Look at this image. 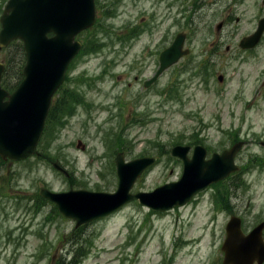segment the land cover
Listing matches in <instances>:
<instances>
[{"label": "rangeland", "instance_id": "1", "mask_svg": "<svg viewBox=\"0 0 264 264\" xmlns=\"http://www.w3.org/2000/svg\"><path fill=\"white\" fill-rule=\"evenodd\" d=\"M8 2L0 0V17ZM96 3L100 22L78 37L83 49L56 99L67 97L66 113L52 129L46 124L38 155L24 161L0 156V264L68 263L74 250L83 254L80 264H223L229 215L245 217L252 227L264 222V90L259 93L264 46L250 56L239 52L231 41L235 24L218 33L223 12L204 9L194 15L185 45L189 56L145 89L159 54L179 32H188L168 8L172 0ZM213 41L218 44L212 46ZM22 45L16 41L0 48V62L16 61L4 77L13 88L24 79ZM209 61L215 65L211 69ZM220 74H226L225 84L218 82ZM232 132L246 143L240 142L244 147L237 161L242 169L184 207L159 213L133 202L77 228L40 196L41 189L115 192L118 153L128 161L161 160L132 189L152 192L182 177L173 147L194 139L217 150ZM79 141L85 149L78 148Z\"/></svg>", "mask_w": 264, "mask_h": 264}, {"label": "water", "instance_id": "2", "mask_svg": "<svg viewBox=\"0 0 264 264\" xmlns=\"http://www.w3.org/2000/svg\"><path fill=\"white\" fill-rule=\"evenodd\" d=\"M96 19L94 0H9L0 19V48L21 40L26 64L24 80L14 93L2 88L4 65L0 64V156L3 160L24 161L36 154L53 96L64 83L67 70L82 47L75 39L82 31L92 28ZM262 32L263 28H260L255 35L245 39L241 48H254ZM50 33L55 36L49 38ZM185 39V35H178L174 44L161 53L160 68L145 82L146 88L156 83L166 69L189 54V50H183ZM79 146L85 149L81 141ZM242 147L243 143H238L232 150L223 155L214 154L206 161L204 147L197 146L190 159V147L176 146L172 155L184 163L181 181L167 184L152 193L132 194L131 191L157 159L146 157L127 161L124 153H118L119 185L114 193L86 190L55 193L41 189L40 196L57 205L63 216L77 221L78 227L107 217L134 201L153 211L165 212L186 205L210 185L224 181L239 171L235 157ZM53 166L66 174L58 164ZM263 228L264 225H261L245 236L241 219L232 218L223 247L224 264H263Z\"/></svg>", "mask_w": 264, "mask_h": 264}, {"label": "flooded vegetation", "instance_id": "3", "mask_svg": "<svg viewBox=\"0 0 264 264\" xmlns=\"http://www.w3.org/2000/svg\"><path fill=\"white\" fill-rule=\"evenodd\" d=\"M162 1H164V0H162ZM167 6H168V8H172V10L174 11L177 18H181L182 23L180 25L186 26V29L188 31L187 33L186 32L185 33L179 32V33H183L186 35V42H187L188 38L191 37L190 29L193 28L192 23H194L195 13L202 11L204 9L211 10L214 7H216L217 9H219L223 12L221 21L218 22L216 27H215L216 31L218 33H220L230 23H234L235 28H236V32L232 34L231 41H232V44L234 46H239L238 47L240 49L239 52L248 53L250 56L251 55L250 53H253L254 51L259 49L260 47L264 46V0H228L224 4L219 3L218 0H172V5L167 4ZM142 22L144 23L145 21L143 20ZM241 27L244 29L245 32H242ZM260 28H263V32L261 33L260 38H259L256 46L252 49L241 48V43L245 39L255 35L259 31ZM138 31H141V28H139ZM211 44H212V46H215L218 43L213 41V42H211ZM226 50L229 52L231 50V45H228ZM159 58H160V54H159ZM207 66L209 69H211L215 65H213L209 61L207 63ZM212 75L214 76L215 74L212 73ZM225 75H223V74L218 75L217 80L219 83L225 84L228 81V79L225 80V78H224ZM220 77H222L224 79L222 82L220 81ZM263 90H264V80L261 82V84L259 86V93H261ZM63 101H67V98L64 97ZM239 102H240V100H236L234 102V105L236 103H239ZM228 134H229V132L227 133V135ZM237 134L238 133L232 132V134L230 136H228L227 138H224V141L217 148V150L210 147L209 145H204V144H207V143H205L204 140H200V141L197 140V142H195L194 139H191L188 143L179 144V145L190 147V152L188 154L190 159H192V157H193V152H194L195 148L199 145H202L206 149V152H207V158L206 159L209 160L213 157L214 154L223 155L226 151L232 150L238 143L243 142V141L239 140V136ZM243 143L245 146L246 143L245 142H243ZM240 155H241V151L235 157L236 165L238 164L237 161H238ZM173 159L177 165L179 164L182 166V171H183L182 160L175 158V157ZM235 175H232L231 177H233ZM196 198L194 200L198 199V198L197 199ZM225 208L228 209L229 207H225ZM243 214L246 215L245 212ZM229 216H230L229 221L232 219V217H236V218L241 219L242 231H243V234L245 236H248L257 227L264 225V222H261L260 224L252 227L250 224H248L246 222V218L241 216V215L235 216V214H231ZM228 222H227V224H228ZM227 224H226V226H227ZM225 232H226V230H225ZM262 237L264 239V228H263V232H262Z\"/></svg>", "mask_w": 264, "mask_h": 264}, {"label": "trees", "instance_id": "4", "mask_svg": "<svg viewBox=\"0 0 264 264\" xmlns=\"http://www.w3.org/2000/svg\"><path fill=\"white\" fill-rule=\"evenodd\" d=\"M20 49H21V53L24 55V61H26V55H25V51H24L23 45L20 47ZM15 63H16V61H13L11 63L8 62L7 63V67L9 66V68H10L12 65H15ZM5 76H6V74H5ZM19 84L16 86V88L19 86ZM3 86L6 87L9 90H12V91L16 89V88H13L9 83L7 84L6 80H5V82H3ZM81 100L82 99H80V101ZM67 109H68L67 102L64 101L63 103L61 102L58 106H55L51 110L50 116H49V120L47 121V124L49 123V129H52L53 121L54 122H58L59 118H60L59 115L60 114H65ZM80 256H83V254L81 255V253H79L77 250H74L73 258L68 263H66V259H61V263L59 262L58 264H80V259H78V258H80Z\"/></svg>", "mask_w": 264, "mask_h": 264}, {"label": "bare ground", "instance_id": "5", "mask_svg": "<svg viewBox=\"0 0 264 264\" xmlns=\"http://www.w3.org/2000/svg\"><path fill=\"white\" fill-rule=\"evenodd\" d=\"M72 258H73V257H72ZM72 258H71V259H72Z\"/></svg>", "mask_w": 264, "mask_h": 264}]
</instances>
